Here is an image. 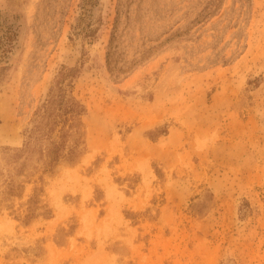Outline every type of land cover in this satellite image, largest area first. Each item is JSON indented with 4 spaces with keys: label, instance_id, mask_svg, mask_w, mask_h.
I'll return each mask as SVG.
<instances>
[{
    "label": "rangeland",
    "instance_id": "374dc122",
    "mask_svg": "<svg viewBox=\"0 0 264 264\" xmlns=\"http://www.w3.org/2000/svg\"><path fill=\"white\" fill-rule=\"evenodd\" d=\"M0 264H264V0H0Z\"/></svg>",
    "mask_w": 264,
    "mask_h": 264
},
{
    "label": "trees",
    "instance_id": "16d2710c",
    "mask_svg": "<svg viewBox=\"0 0 264 264\" xmlns=\"http://www.w3.org/2000/svg\"><path fill=\"white\" fill-rule=\"evenodd\" d=\"M73 74L72 69L61 72L58 88L51 89L48 97L36 109L35 123L27 134L24 148L28 152L34 151L38 141L45 138L50 140V146L43 154L46 156L45 163L49 169L65 156L67 138L71 134V129L76 127V119L85 110L84 105L63 84L65 78ZM56 131L59 133L57 137ZM70 153L74 155L75 149L71 148Z\"/></svg>",
    "mask_w": 264,
    "mask_h": 264
}]
</instances>
